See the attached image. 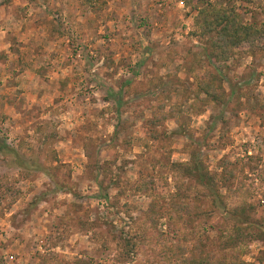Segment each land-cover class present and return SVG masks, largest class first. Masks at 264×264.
<instances>
[{
  "label": "rangeland",
  "instance_id": "obj_1",
  "mask_svg": "<svg viewBox=\"0 0 264 264\" xmlns=\"http://www.w3.org/2000/svg\"><path fill=\"white\" fill-rule=\"evenodd\" d=\"M18 36L53 86L0 73V264H264V0H0Z\"/></svg>",
  "mask_w": 264,
  "mask_h": 264
},
{
  "label": "crops",
  "instance_id": "obj_2",
  "mask_svg": "<svg viewBox=\"0 0 264 264\" xmlns=\"http://www.w3.org/2000/svg\"><path fill=\"white\" fill-rule=\"evenodd\" d=\"M48 38L49 35H46L45 39L49 40ZM20 41L24 44H21ZM13 43L15 46L18 47L19 51L12 46L13 44L11 45L10 43L1 40L0 51L2 50V48H5V50H3L4 53H9L10 56L7 55L8 59L5 61L4 64L0 63V73L9 72V74L5 76L7 78L13 79L12 81H20V85L23 81L24 84L21 87H24V90L26 87L31 88L29 90L27 88V94H31L33 96V100L37 99L40 96L37 100L41 101L42 94H40V88L53 86V77L50 73V66H47L45 64L47 63V58H49V55L51 54V49L44 48V50L43 48L37 47L35 43L30 40H27L25 38L20 39L19 36L15 41H13ZM53 43L54 45L56 44L55 42ZM9 46L12 47L9 49ZM23 53L27 57L22 59L21 55ZM8 61H10L11 63V70H9L8 68ZM46 75H48V78H45ZM36 84L37 86H35ZM14 85H16V83ZM16 87H20L19 84L16 85Z\"/></svg>",
  "mask_w": 264,
  "mask_h": 264
},
{
  "label": "trees",
  "instance_id": "obj_3",
  "mask_svg": "<svg viewBox=\"0 0 264 264\" xmlns=\"http://www.w3.org/2000/svg\"><path fill=\"white\" fill-rule=\"evenodd\" d=\"M231 37H234V35L231 33ZM232 43H236V42H232Z\"/></svg>",
  "mask_w": 264,
  "mask_h": 264
}]
</instances>
